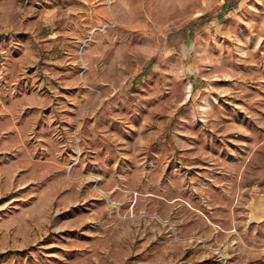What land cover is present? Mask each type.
<instances>
[{
    "label": "rangeland",
    "instance_id": "rangeland-1",
    "mask_svg": "<svg viewBox=\"0 0 264 264\" xmlns=\"http://www.w3.org/2000/svg\"><path fill=\"white\" fill-rule=\"evenodd\" d=\"M64 2L0 0V264H264V0Z\"/></svg>",
    "mask_w": 264,
    "mask_h": 264
},
{
    "label": "crops",
    "instance_id": "crops-1",
    "mask_svg": "<svg viewBox=\"0 0 264 264\" xmlns=\"http://www.w3.org/2000/svg\"><path fill=\"white\" fill-rule=\"evenodd\" d=\"M62 4H66L64 2V0H62ZM62 19H64V18L62 17ZM63 21L64 20H62V22ZM49 37H56V40L52 41L49 39L47 41L48 46L43 49V50H45V53H44L45 57L43 60H44V63L46 64L47 68L53 67L57 70H60L61 72H65V71H67L68 68H71V67L79 64V59H78V54H77L79 48L77 45H69L68 44L72 40L70 39V34H68L66 30L62 29V33L59 31L53 30V34H51ZM51 42H53V43L51 44ZM61 43H62V46H60ZM80 51H82V48L80 49ZM49 63H53V66H51V64H49ZM86 67H87V65H86ZM63 78H64V76L61 77L60 79H63ZM125 164H127V163H125ZM125 166H127V165H125ZM128 170L129 169H125L126 173H128ZM150 174H151L150 172L146 173L144 171H141V174L139 176V180L141 182L148 181V177L150 176ZM186 179H188V178H184V180H186ZM182 187H185V188H184V190L180 191L179 195L181 198L184 199V201L187 200V202H190L191 200H198L200 204L203 203L202 195L200 192L194 193V191H192L189 188L190 185L186 184V183L182 184ZM140 191H141V189H137L135 192V194H137V198H138V196L144 195V194H142V192L140 193ZM189 191L192 193V195H190ZM114 192H115V189L112 190L111 194L113 195ZM149 196H153V195L149 194ZM194 196H196V199H194ZM136 202H137V200H134V199L131 200L128 203V205H129L128 208H133L134 211H137L140 208V206L136 205ZM111 203H113L114 205H118V204L121 205L120 202L115 201V200H113V202H111ZM204 203L206 205L207 202L204 200ZM195 204H197V203H195ZM199 206L200 205H198V207ZM123 208H127V206L123 205ZM214 208H220V207L217 206ZM106 210H108V209H106ZM111 216H113V212L109 213L108 218H110ZM137 219H139V218H137ZM139 221L143 222L142 219H140Z\"/></svg>",
    "mask_w": 264,
    "mask_h": 264
}]
</instances>
